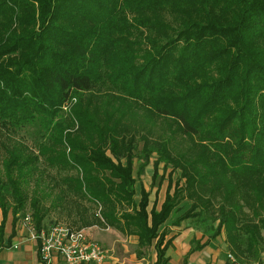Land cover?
Returning a JSON list of instances; mask_svg holds the SVG:
<instances>
[{
	"label": "trees",
	"instance_id": "16d2710c",
	"mask_svg": "<svg viewBox=\"0 0 264 264\" xmlns=\"http://www.w3.org/2000/svg\"><path fill=\"white\" fill-rule=\"evenodd\" d=\"M177 133L192 138L185 150ZM137 141L144 162L155 151L152 182L160 162L171 167L158 208L143 187L133 199ZM45 167L67 172L55 202L89 200L100 222L153 245L154 264L167 262L160 227L186 199L175 223L210 214L212 238L223 229L236 253H253L264 230V0H0V241L8 211L49 225L43 196L25 188Z\"/></svg>",
	"mask_w": 264,
	"mask_h": 264
},
{
	"label": "rangeland",
	"instance_id": "374dc122",
	"mask_svg": "<svg viewBox=\"0 0 264 264\" xmlns=\"http://www.w3.org/2000/svg\"><path fill=\"white\" fill-rule=\"evenodd\" d=\"M165 121V120H164ZM170 130L176 129V125L170 121ZM19 135L32 144L34 140V128H26L18 132ZM176 139H183L184 142L179 143V149L185 150L187 144L192 138H185L181 134H176ZM180 141V140H179ZM142 142L137 141L136 147L133 150V175L135 177V194L133 199L135 202L140 197V188H145L149 191L148 209L153 204L158 208L164 198V193L167 187V174L171 171L170 166H165L163 162L158 164V177L152 182L151 174L153 171V161L156 158L155 151L151 152L148 162H144L141 152ZM41 167H44L40 163ZM179 169L174 170L172 177L176 178ZM67 172L55 173L54 169L44 168L43 173H37V177L29 179V183L25 186L30 193L36 187L38 196L42 199L43 205L48 207L45 222L52 224L60 222L70 225L75 228H82L89 233V238L98 242L104 250V259L100 264H107L111 261H116L115 264H151L155 259V250L153 246L144 247L137 243V236L128 233L124 229H119L114 226L105 225L98 220L99 209L87 199H80L74 196L71 192L59 202V187L52 184ZM75 174V171H71ZM163 175L162 178H159ZM36 181V182H35ZM60 184V183H59ZM10 200V198H9ZM54 201L55 206H50L51 201ZM189 201L183 200L171 212L167 220L162 224L160 229H165L167 237L175 238V253L183 257L177 264H243L258 262L264 264V230H262V240L252 250L253 253L244 251L236 253L226 239V234L223 229L221 232L212 238V233L217 225V219H214L210 214H203L197 217L191 216L175 223L178 216L185 212L189 206ZM58 206V207H57ZM129 205L124 206V210L128 211ZM21 216H17L15 221L21 224ZM89 227V228H88ZM209 242L207 246L199 249V245ZM183 251H181L182 247ZM231 255L233 259L229 256ZM173 257L170 264H174ZM176 264V263H175Z\"/></svg>",
	"mask_w": 264,
	"mask_h": 264
},
{
	"label": "built area",
	"instance_id": "2783aa9c",
	"mask_svg": "<svg viewBox=\"0 0 264 264\" xmlns=\"http://www.w3.org/2000/svg\"><path fill=\"white\" fill-rule=\"evenodd\" d=\"M21 219V226L27 233V239L36 242L37 252L43 264H51L55 257H60L66 264L91 262L100 264L104 259L103 247L89 238L82 228L60 222L37 227L28 212L24 213ZM17 246L18 243L13 244L14 248ZM229 256L233 259L231 255Z\"/></svg>",
	"mask_w": 264,
	"mask_h": 264
},
{
	"label": "crops",
	"instance_id": "0c3cea01",
	"mask_svg": "<svg viewBox=\"0 0 264 264\" xmlns=\"http://www.w3.org/2000/svg\"><path fill=\"white\" fill-rule=\"evenodd\" d=\"M2 219H3V214L0 208V222L2 221ZM18 220L13 221V215L11 214V211L7 212L5 222L3 224L2 240L0 241V264H43L37 252L36 242L27 239V233L24 230V228L21 226V224L18 222ZM166 235H165V239H169L170 241L165 249V254H164L165 257L167 258L166 264H170L172 257L174 258L173 259L174 264L175 263L177 264L179 260L183 257V254L182 252L180 255H177L175 253L174 250L175 238L173 236L167 237ZM14 243H18V246L16 248L13 247ZM208 244L209 242L207 241L206 244L201 248H199L198 250H201ZM181 249H182L181 251H183V247ZM155 259H156V253H155ZM155 259L151 264H154ZM115 262L116 261L113 260L107 264H115ZM51 264H66V263L60 257H55ZM86 264H97V263L91 262ZM190 264L193 263L190 262Z\"/></svg>",
	"mask_w": 264,
	"mask_h": 264
}]
</instances>
